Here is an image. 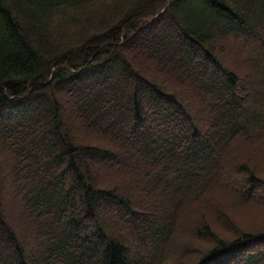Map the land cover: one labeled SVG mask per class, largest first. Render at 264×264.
<instances>
[{"label":"trees","instance_id":"1","mask_svg":"<svg viewBox=\"0 0 264 264\" xmlns=\"http://www.w3.org/2000/svg\"><path fill=\"white\" fill-rule=\"evenodd\" d=\"M11 160L0 264H264V0H0Z\"/></svg>","mask_w":264,"mask_h":264},{"label":"rangeland","instance_id":"2","mask_svg":"<svg viewBox=\"0 0 264 264\" xmlns=\"http://www.w3.org/2000/svg\"><path fill=\"white\" fill-rule=\"evenodd\" d=\"M250 54L248 50L244 49V48H238V49H235L233 50V52H231V59L236 61V62H241L242 65H245L246 66V63H247V66L250 67L251 63H250ZM239 60V61H238ZM248 69V68H247ZM160 71H162L160 68H159ZM177 81V80H175ZM177 85H182L180 84V82L177 81ZM69 106V103H66V105L63 107L64 109L67 110ZM74 118H77L74 114L72 117H70V120L74 119ZM81 124V127H82V133L83 135H86V134H89L90 133V130L87 129L82 123ZM84 136H80L79 139H83ZM127 160V163L128 165H132L134 166V162L132 161V158L130 157V155L126 158ZM127 166V165H126ZM7 169V168H6ZM1 172V170H0ZM1 174V178H2V182L4 181H7L9 184H10V189H11V192H9L8 194H6L5 199L6 201H8L11 205H12V210H11V213H12V216L14 217V219H18L19 221L23 222V218H24V212L22 210V205L20 204L18 198H17V195L16 193L18 192V190L20 189V186L21 184L19 183V169H18V165L15 164V162H13L11 160V164H10V168L9 170H2V173ZM118 175V174H116ZM119 175H122L121 173ZM130 174H127L125 177H126V186L129 188V189H132V188H140L139 185H138V182H140L138 180V177L134 180L131 176H128ZM117 177H120V176H117ZM122 177V176H121ZM121 182H123V180H119ZM142 182V181H141ZM141 191V192H140ZM147 191H148V186H142V188H140V190L138 191L139 192V195L140 196H146L147 194ZM263 208L261 207H255V210L252 211V213H250V215H248L247 212H243V214H240L241 215L240 217H245V218H238L237 219V223L241 225V227H243L242 229L244 230H249V231H258L259 229H264V206H262ZM222 223H220L221 225ZM23 225H25V223L23 222ZM224 226V228L221 230L223 233V236H229L231 237L233 234H235L236 232H231L228 228V226L226 224H222V227ZM27 229V228H26ZM218 233H221V232H218ZM203 246V245H202Z\"/></svg>","mask_w":264,"mask_h":264}]
</instances>
